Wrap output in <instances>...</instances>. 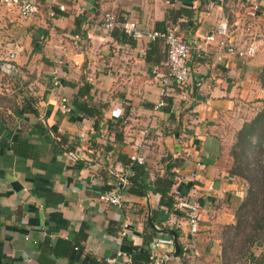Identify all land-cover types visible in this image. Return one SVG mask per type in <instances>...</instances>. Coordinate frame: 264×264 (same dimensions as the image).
Here are the masks:
<instances>
[{
	"label": "crops",
	"instance_id": "crops-1",
	"mask_svg": "<svg viewBox=\"0 0 264 264\" xmlns=\"http://www.w3.org/2000/svg\"><path fill=\"white\" fill-rule=\"evenodd\" d=\"M226 1L60 0L63 11L40 5L25 20L0 7V61L20 48L10 62L12 72H0V120L8 121L0 137V264H106L105 259L121 264L128 257L123 242L141 245L151 211H158L161 226L173 230L190 204L200 215L195 254L183 248L189 239L178 237L183 253L170 258L172 238L158 234L152 264L162 256L161 264H219L220 234L234 224L245 186L231 172L229 150L264 101L258 81L264 0H231L258 5L249 24L246 11H231ZM105 12L134 21L139 33L126 41L112 38L101 28ZM222 17L237 45L257 42L251 59L224 55L216 61L197 48ZM165 29H174L192 48L189 83L184 90L167 87L164 105L156 107V75L167 70L165 48L143 33ZM83 82L91 86L92 104L103 106L96 129L92 119L70 107ZM62 99L68 112L61 111ZM13 142L32 145V155L12 154ZM134 145L141 146L138 153L145 160L144 193L125 189L121 207L102 205L98 197L115 189L114 174L130 171ZM168 154L183 157L173 169L177 184L171 189L180 207L170 212L158 207L151 185L163 175ZM76 234L85 236L78 241L82 248L55 255V244L73 243ZM41 244L48 247L39 249Z\"/></svg>",
	"mask_w": 264,
	"mask_h": 264
},
{
	"label": "trees",
	"instance_id": "trees-1",
	"mask_svg": "<svg viewBox=\"0 0 264 264\" xmlns=\"http://www.w3.org/2000/svg\"><path fill=\"white\" fill-rule=\"evenodd\" d=\"M165 30L159 32H164ZM110 36L112 38H120L123 41L129 39L128 36L124 35L118 29L110 31ZM156 41L159 40L150 42L154 43ZM258 81L264 92V64L258 75ZM90 89L91 86L89 83L83 82L80 84L70 102V107L72 111L75 114H79L81 118L92 119L93 127L96 129L98 122L102 117L103 106L97 107L92 104ZM163 100L165 102V98ZM28 111L31 112V109H28ZM250 137H254L256 143L254 147L258 151V154L252 156V163L248 160L251 150L254 149V147L251 148V143L249 141ZM263 138L264 101L262 108L256 113V115L251 120L244 123L241 129L235 134L234 143H232L229 150V155L232 159V174L242 181H245L248 187L235 212L234 224L225 227V229H232L236 236L242 234L243 242H240V245L235 252L233 251L235 248L232 247L231 242H229L226 247L223 246L221 249L223 257L225 253L227 254V252H225L227 249L234 254H239L241 249L245 246V243H248L249 246H255V244L258 243L262 250L260 255L253 261L255 264H264V165L260 166L258 164V155L263 153L260 148V142ZM61 142H63V140L60 141V144ZM9 149L12 154L21 155L22 157L31 156L33 153V146L25 142H13L10 144ZM179 156L174 157L172 154L166 155L162 161L163 175L155 177L151 182L154 192L159 196L158 207L164 208L167 212L177 210V203L174 199L176 194L172 193L171 189L177 184V177L175 176L173 169L177 168L183 159V157L181 158V156ZM127 163L129 164L131 175L127 177L129 187L126 190L134 195L142 196L147 185L144 181L146 179V172L142 166L135 165L129 160ZM157 215L158 211L150 212L152 223L157 225L159 229H168L167 227L161 226L160 222L156 220ZM180 215L186 217L185 213H180ZM173 230L177 233L176 229L173 228ZM157 235L158 233L150 230L147 225H145V229L141 235L140 246L132 245L131 242L127 241L123 242L124 246L127 248L130 264H152V261L150 260V246L153 238ZM84 238V235L76 234L73 243L59 241V243H56L54 246L55 255L67 256L72 249L78 251V249L82 248V245L79 244L78 241L83 240ZM46 247H48L46 244H41L39 249ZM182 253V246L179 245V256L182 255ZM223 259V264H231L227 262L228 260L226 259V256H224ZM42 263V261L39 262V264Z\"/></svg>",
	"mask_w": 264,
	"mask_h": 264
},
{
	"label": "built area",
	"instance_id": "built-area-1",
	"mask_svg": "<svg viewBox=\"0 0 264 264\" xmlns=\"http://www.w3.org/2000/svg\"><path fill=\"white\" fill-rule=\"evenodd\" d=\"M40 5H45L48 8L56 7L57 10L63 11V6L60 4V0H0V7L15 11L20 18L23 20L29 19L38 12ZM225 6L229 10L233 8H239L245 12V20L248 24L255 20L258 13V5L255 3L246 4L245 2L238 1L233 3L231 0L226 1ZM49 16H53V12H49ZM101 28L105 32H110L113 29H118L124 35L128 37L136 36L139 33L138 26L136 23L128 18H123L118 20L115 15L109 12H105L101 16ZM246 23V22H245ZM144 37L150 42L154 40H159L163 43L165 47L166 54V67L167 72L164 74L156 75V79L159 85V96L160 99L156 107H161L164 105L163 98L167 96L166 88L175 87L178 89H186L189 83V69L187 66V61L190 57L191 46L187 44L180 36L175 33L174 29H166L164 32L148 30L144 31ZM201 44L197 45L204 53L212 55L216 61H220L222 56H235L241 59H251L257 52L258 45L254 40H250L243 45H237L230 38V25L226 17L220 18L215 26V30L211 34L204 35L201 39ZM196 47V46H195ZM193 48V50L195 49ZM197 50V49H195ZM20 48L15 47L13 50L7 52L3 59L0 61V72L4 74H10L12 72V62L16 55L19 53ZM57 82L53 81V86H56ZM61 111L68 112L69 107L66 105L65 99L61 101ZM3 124H8L7 119L1 120ZM140 145L133 146V152L129 155L128 160L135 165L143 166L145 160L138 153L140 151ZM112 174V172H110ZM131 175V171H128L126 175H115L116 184L115 189L110 190L98 197L99 203L104 206H111L115 208L121 207L122 204V191L129 187L127 177ZM179 208V204L176 205ZM186 214L185 220L177 222L173 228L177 230V236L181 238L189 239V242L183 248L191 249L193 252V237L198 232V222L199 213L198 206L196 204H190L184 209ZM157 243L152 241L150 246L151 254L150 260H153V247H156ZM185 250V249H183ZM195 254V252H194ZM121 257V255H119ZM122 258V257H121ZM166 257L162 256L157 264H161L165 261ZM116 261L114 259H105L104 263L114 264ZM156 262V261H155ZM121 264H130L128 257H125Z\"/></svg>",
	"mask_w": 264,
	"mask_h": 264
},
{
	"label": "rangeland",
	"instance_id": "rangeland-1",
	"mask_svg": "<svg viewBox=\"0 0 264 264\" xmlns=\"http://www.w3.org/2000/svg\"><path fill=\"white\" fill-rule=\"evenodd\" d=\"M249 141L251 143V148H253L256 143L254 137H250ZM234 143V142H232ZM260 148L262 149L263 153L258 155V161L259 165L263 166L264 165V138L260 142ZM254 154H258L257 149L254 147V149L251 150L250 156L248 157L249 162L252 161V156ZM247 160V162H248ZM252 163V162H251ZM245 186H244V194L246 193V189L248 187L247 183L243 181ZM249 218V216H248ZM235 222V221H234ZM242 234L239 235H234V231L232 229H225L223 228L221 234H220V254H219V264L224 263L223 257L226 256V259L228 260L227 262L231 264H255L253 262L261 253V246L259 244H255V246H249L248 243H245V246L241 249V252L239 254H234L230 250L227 249V254L225 253L224 256L222 257V247L227 246L229 242H231V245L233 248H235L233 251L235 252L237 248L240 245V242H243V237L241 236Z\"/></svg>",
	"mask_w": 264,
	"mask_h": 264
},
{
	"label": "water",
	"instance_id": "water-1",
	"mask_svg": "<svg viewBox=\"0 0 264 264\" xmlns=\"http://www.w3.org/2000/svg\"><path fill=\"white\" fill-rule=\"evenodd\" d=\"M6 130L5 125L3 122L0 120V137L2 133ZM147 226L149 227L150 230L158 233V234H165L168 235L172 238V243H173V251L169 255L170 258H176L179 255V243H178V236L177 233L174 230L171 229H156L150 219V216L147 217Z\"/></svg>",
	"mask_w": 264,
	"mask_h": 264
}]
</instances>
